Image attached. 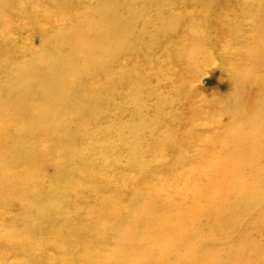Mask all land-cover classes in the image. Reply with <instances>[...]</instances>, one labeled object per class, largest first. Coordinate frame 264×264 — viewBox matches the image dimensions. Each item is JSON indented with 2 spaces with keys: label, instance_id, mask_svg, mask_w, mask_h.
<instances>
[{
  "label": "rangeland",
  "instance_id": "374dc122",
  "mask_svg": "<svg viewBox=\"0 0 264 264\" xmlns=\"http://www.w3.org/2000/svg\"><path fill=\"white\" fill-rule=\"evenodd\" d=\"M150 1L161 0H0V138L7 137L6 143L0 139V153L13 155L12 143L19 140L20 133L17 132L23 131L25 126V136H22L29 149L35 151L28 149L27 153H36L35 159L23 164L24 168L11 169L16 175L21 171L20 175L29 180L28 186L0 189V220L19 203L17 200L24 202L26 196L23 194L27 193L24 188L29 191L24 200L35 203L38 199H49L47 206L51 209L49 207L45 212L59 219L46 231L39 228L35 238L21 248L0 244V264H112L117 250L123 252L122 257L126 260L138 259L137 264H141V258H145L155 246L162 247L165 242V247L174 248L175 239L185 238L190 232L194 236L186 242L189 249L202 252V245L206 249L202 242L221 240L226 241L225 247L206 249L203 261L185 255L180 264L186 260L187 264H203L205 256L206 259L223 256L225 252L222 250L232 244L236 249L245 245L247 253L252 249L250 257L240 259L239 264H264L263 178L253 180L255 183L244 193L235 191L229 197L216 200H221L214 205L216 215H220L212 222L215 226L228 224L221 230L210 232L205 229L203 226H207L208 220L193 222L188 217L182 218L189 210L199 211L213 195H224L222 188L213 187V178L222 176L223 172H234L240 179L243 177L244 172L238 168L240 164L228 163L229 159H237L238 152L229 154V148L244 149L242 158L245 154L252 156L255 153L242 141L264 124V115L254 116L241 130L243 122L237 115L239 108L234 107L232 99L241 74L256 72L258 67L259 73L264 71V0H171L173 11L170 13L168 9L160 17L155 12H158V4L152 5ZM100 2L104 8L109 4L124 6L122 17H127L125 22L135 21L132 38L137 44H124L115 38L107 41L102 47L112 46L115 52L111 51L113 56L102 61V66L96 60L85 61L81 51L75 63L61 60L64 66L67 63L74 66L69 70L70 75L64 78L65 87L72 88L79 76L87 91L76 106H61L60 102L54 101L49 105L46 103L50 110L47 119H56V124H50L52 130L38 115L45 105L43 98H33L31 103L29 100L28 104L19 107L12 102L13 94L5 87L21 80L23 72L19 68L26 67L34 55L44 53V49L49 51V62L57 58L59 53L55 45L61 44L55 39L58 34L83 31L99 22L102 16L96 18L95 13L99 12ZM137 11L143 12V16L137 17ZM147 17L158 23L176 21L178 32H157L155 26L146 27L144 19ZM107 21L111 24L117 22L114 19ZM245 26L249 29H242ZM50 37L55 40L45 42ZM256 47L260 49L256 50ZM64 49L62 55L68 56L70 52ZM110 66L113 67L112 74L108 77ZM29 79L20 83L38 85L36 75ZM261 91L258 89L256 94ZM65 96L71 102L77 99L67 90ZM245 96L244 113L255 115L264 109V93L261 95L262 105L254 101V95L251 98ZM97 101H101L102 111L84 118L87 114H83ZM140 109L144 110V117L137 116ZM71 125L76 127L73 137L67 134ZM35 128L48 132L36 130L33 133ZM127 130H131L128 140L118 143L117 138ZM261 150H264V144ZM249 154L246 157L250 160ZM253 163L254 170L264 169V161ZM50 165L56 169L51 170ZM9 176L12 180L13 175ZM3 179L0 170L1 183ZM6 184L9 183L3 181V188ZM175 193L178 199L171 198ZM250 195L262 197L258 202L259 213H250L249 217L245 216L247 207L241 200ZM169 198L173 200L170 204L166 203ZM234 207L237 209L235 213ZM140 221L144 223L141 227ZM197 222L200 223L195 225ZM149 223L154 230L177 223L184 232L175 235L166 230V226L159 232L163 238L156 239L154 235L153 240L148 241L145 225ZM125 226H130L132 236L121 234ZM257 226L261 228L255 230ZM109 229L111 232L104 234ZM43 237H50V243L38 242ZM134 243L136 247L131 246ZM146 259L148 264L170 260L164 254ZM192 259L196 263L189 262ZM222 259L225 264L238 261L227 256Z\"/></svg>",
  "mask_w": 264,
  "mask_h": 264
},
{
  "label": "bare ground",
  "instance_id": "6f19581e",
  "mask_svg": "<svg viewBox=\"0 0 264 264\" xmlns=\"http://www.w3.org/2000/svg\"><path fill=\"white\" fill-rule=\"evenodd\" d=\"M201 1V0H200ZM210 1V0H209ZM213 1V0H212ZM238 1V0H237ZM140 2V0H139ZM142 2V1H141ZM151 4L153 5H156L158 4V12H156L157 16L160 17L161 15H163V13L166 12V10H170V13L171 11H173V8H174V3L173 1L171 0H161V1H158V2H153V1H150ZM138 3V1H137ZM136 3V4H137ZM172 3V4H171ZM118 4V3H117ZM135 4V5H136ZM203 4V3H202ZM212 4H215V3H212ZM255 4V3H254ZM103 3L100 2L97 9L99 10V14L98 13H95V17L97 18L98 16H102L101 20L98 22H95L93 26L89 27V28H86L84 29L83 31H76V32H73V33H61V34H58L57 36L59 37H55L56 41L58 43H61V44H57L55 45L56 47V51L59 53L57 55V58H54L53 61L49 62L48 58H47V55L49 54V51H47V49H44L42 54H37V55H34V58L31 59L32 61L26 66V67H23L21 66L22 68H19V70H21V72H23L21 74V80H24V79H29L30 77H33V76H37L39 78V82H42V83H37L38 85H34V84H25L24 83H20L21 80H18L15 81V82H12L9 84V86L5 87V89H9L10 90V94L12 93L13 96H12V102L15 104V105H18L19 107L22 106V105H26L28 104V101L30 100V103H31V100H33V98L35 99L36 97H41L43 98L42 100V103L45 102V105H44V108L42 107V109L39 111L38 115L41 119H43L44 121L47 122V124L49 125V127L52 129L51 125L53 124H56L55 121L56 119H54V121L52 120H48L47 119V116L50 115L49 112L50 110H48V107L47 105H49V103L52 101H54L55 103L56 102H60L61 106H64L66 104L68 105H73V106H76L77 104H79V100L81 99L82 96H84L86 93V89L81 85V81L79 79V76L77 78H75V84L72 88H67L65 87V83H64V78L67 76V75H70V69H72L74 66L73 65H69V63H67L65 66L61 63V60H68L69 62H76L81 54H80V51L83 53V56H84V59L85 61H91V60H96L100 65H101V62L108 59L109 56H113L111 51L113 50V48L111 47H107V48H103L102 45L104 43H106L107 41H110L112 40L113 38L117 39V40H120L122 41L124 44H137L133 38H132V34L134 32V29H135V21L134 22H125L124 18L126 19L127 17H122L123 13H122V8L124 6H122V8L118 7L117 5L115 4H109V6H106V8L103 7ZM134 5V4H133ZM148 5V3H147ZM238 7L240 6L239 4H237ZM68 5H65V7L67 8ZM199 7V5H197ZM217 6V4H216ZM145 6H143V9H144ZM197 7V8H198ZM213 7V6H212ZM225 7V6H224ZM120 8V9H119ZM146 8V7H145ZM211 8V7H210ZM221 8V7H220ZM233 8V7H232ZM248 8V7H247ZM102 9H104V11H101ZM147 10V9H146ZM155 10V8H154ZM153 10V11H154ZM194 10V9H193ZM223 10V8H222ZM233 10V9H232ZM241 10V9H240ZM255 10V9H254ZM231 12V11H230ZM241 12V11H240ZM137 17H141L143 16V12H139L137 11ZM173 13V12H172ZM181 13V12H180ZM232 13V12H231ZM234 13V12H233ZM243 14V12H242ZM241 14V15H242ZM246 14V13H245ZM243 14V15H245ZM248 14V13H247ZM153 15V14H152ZM179 15V14H178ZM239 15V14H238ZM135 16V15H134ZM246 16V15H245ZM260 16V15H259ZM122 17V18H121ZM153 17V16H152ZM240 17V15H239ZM243 17V16H242ZM262 17V16H261ZM151 17H147V19H144V25L147 27H152V26H155L158 31L160 30H163L164 33H167V32H171V34H175L178 32V25H177V22L176 21H165V22H162V23H158V22H154V20L152 21L150 19ZM260 18V17H259ZM111 19H114V20H117L116 23H113L111 24L110 22H108L107 20H111ZM141 19V18H140ZM258 19V18H257ZM262 19V18H261ZM243 21V19H242ZM251 21V20H250ZM232 22V21H231ZM253 22V21H252ZM138 23V22H137ZM254 23V22H253ZM264 23V21H263ZM243 25H246L244 24V22L242 23ZM137 25V24H136ZM248 25V24H247ZM84 26V24H83ZM239 26V25H238ZM250 26V25H249ZM148 27V28H149ZM243 27V26H242ZM253 27V26H252ZM245 28H248V27H244L242 29H245ZM255 28V27H254ZM147 29V28H146ZM249 29V28H248ZM252 29V28H251ZM262 29V28H261ZM211 30V29H210ZM209 30V31H210ZM255 30V29H253ZM62 31V30H61ZM152 31V30H151ZM243 31V30H242ZM249 32V31H248ZM143 33V31H142ZM241 33V32H240ZM157 34V33H156ZM144 35V34H143ZM241 35V34H240ZM243 35V34H242ZM155 36V35H154ZM154 39H157V36L154 37ZM223 36V35H222ZM210 38V37H209ZM53 38H47L45 42H52L53 40H55ZM138 39V38H136ZM250 39V38H249ZM48 40V41H47ZM139 40V39H138ZM242 40V39H241ZM260 40V38H259ZM183 41V40H182ZM264 41V40H263ZM114 42V41H113ZM188 42V41H187ZM44 43V42H43ZM46 43V44H48ZM105 45V44H104ZM112 45V44H111ZM139 45V44H138ZM153 45V44H152ZM263 45V44H262ZM133 46V45H132ZM136 46H134L135 48ZM65 48V49H64ZM115 48V47H114ZM120 48V47H119ZM125 48V47H124ZM133 48V47H132ZM62 49L64 50H67V52H70V54L68 56H64L62 55V52L63 51ZM260 49V48H259ZM257 49L256 47V50H259ZM135 50V49H134ZM117 51V50H116ZM130 51H133V50H130ZM18 52V51H17ZM42 52V50H41ZM48 52V53H47ZM52 52V51H51ZM112 52H115V51H112ZM134 52V51H133ZM53 53V52H52ZM117 53V52H116ZM115 53V54H116ZM131 53V52H130ZM16 54V53H15ZM14 54V55H15ZM30 54V52H29ZM33 54V53H32ZM114 54V55H115ZM13 55V56H14ZM20 55V53H19ZM185 55V54H184ZM122 56V55H121ZM110 57V58H111ZM14 58V57H13ZM122 57H120L121 59ZM224 58V57H223ZM224 60V59H223ZM108 61V60H106ZM122 61V60H121ZM241 61V60H240ZM198 63V62H197ZM224 63H225V60H224ZM96 64V63H95ZM253 64V63H252ZM79 65V64H77ZM226 66V64H223V66ZM231 65V64H230ZM255 65V64H254ZM259 65V63H258ZM102 66V65H101ZM197 66V65H196ZM19 67V66H18ZM100 67V66H99ZM98 67V69H100ZM79 68V67H78ZM104 68V67H103ZM112 68L113 67H108V77L109 75L112 74ZM230 68V67H228ZM257 68V67H256ZM259 68V67H258ZM257 68V71L256 72H252V73H243L241 74V77L240 79L237 81V91H236V94L234 95L233 97V105L234 107H238L239 108V114L237 115H240V118H239V121L240 122H243V124L241 125V130H243V126L244 127H247L248 126V123L250 119H253L254 116H258V115H264V109L262 110H259L260 113L259 114H246L244 113V106H245V103L243 101L244 99V96L245 94L246 95H249V97L251 98L253 95H254V98H255V102L258 103V105H262L263 104V99H261V95L262 93H264V71L262 73H259V69ZM89 70H91V68H88ZM93 69V68H92ZM97 69V68H96ZM190 69L192 70V72L194 71L192 69V67H190ZM207 69V68H206ZM221 69V68H220ZM231 69V68H230ZM234 69V68H232ZM247 69V68H245ZM76 70V69H75ZM224 70V68H223ZM251 70V69H250ZM190 71V70H189ZM259 71V72H258ZM105 72V71H103ZM122 72V71H121ZM235 71L232 70V73H234ZM237 72V71H236ZM89 73V72H88ZM191 73V72H190ZM198 72H196L197 74ZM224 73V72H223ZM102 74V73H101ZM114 74V72H113ZM120 74V73H119ZM118 74V75H119ZM122 74V73H121ZM194 74V73H193ZM201 74V73H200ZM227 74V73H225ZM239 74V73H238ZM72 75H74L72 73ZM88 75V74H87ZM195 75V74H194ZM197 76V75H196ZM240 75H238L239 77ZM113 77V76H112ZM115 78V77H113ZM189 78V77H188ZM96 79V78H95ZM238 79V78H237ZM16 80V79H15ZM30 80V79H29ZM83 80V79H82ZM112 81V80H111ZM110 82V81H109ZM192 81L189 82V85L191 84ZM186 83V82H185ZM231 83V82H228V84ZM233 84V82L231 83ZM228 86V85H227ZM94 88V87H93ZM100 88V87H99ZM98 88V89H99ZM107 88V87H106ZM234 88V87H233ZM3 89V90H5ZM141 89V88H140ZM230 89V88H229ZM228 89V90H229ZM260 89L262 90L261 92L257 93L256 94V91ZM65 90L68 91L69 94L71 95H74L77 97V99H75V102H71V100H67V96H65ZM90 90V89H89ZM91 91V90H90ZM231 91V89H230ZM103 92V91H102ZM116 92H118L116 90ZM99 93V92H98ZM108 93V92H106ZM114 93V91H113ZM234 93V92H233ZM102 94V93H101ZM139 94V93H138ZM1 95V94H0ZM140 95V94H139ZM136 94V96H139ZM73 96V97H74ZM230 97V96H229ZM246 97V96H245ZM135 98V97H134ZM137 99V98H136ZM139 99V97H138ZM102 101V99H101ZM101 101H97L96 103H93L94 105L87 111L85 112L83 115L87 114L84 118H87V117H90L91 115L94 114L95 111H99L101 112L102 111V106H100V102ZM48 102V103H47ZM93 102V101H92ZM47 103V105H46ZM104 103V102H102ZM116 104V103H115ZM123 104V103H122ZM228 106V105H227ZM94 107V108H93ZM232 107V108H234ZM11 109V108H10ZM63 108H61L62 110ZM120 109V108H119ZM44 110V111H43ZM60 110V111H61ZM9 112V111H8ZM135 113V111L133 112V114ZM236 113V112H235ZM136 115V114H135ZM140 116V117H144V110L143 109H140L137 113V116ZM38 117V116H37ZM93 117V116H92ZM238 117V116H237ZM237 119V118H236ZM83 120V119H82ZM24 121V120H23ZM87 123V122H86ZM51 124V125H50ZM80 124V123H79ZM84 124V123H83ZM223 125V124H222ZM221 125V126H222ZM75 125H71L69 127V130L67 132L68 136L69 137H73L74 136V133H75V129L76 127H74ZM220 127V126H219ZM26 128L23 127L22 130L23 131H20V132H17V133H20L19 134V140L12 143L13 144V155L10 156V155H7V153H0V170L3 172V181L4 182H7L9 184H6L3 188V181L1 183V187L0 189H4V190H8L10 189L11 187H24V186H28L29 184V180L26 178V180L24 179L23 176L20 175V172H18V174L16 175V172H12L11 169H17L19 167H22L24 168V165H26L27 163H29L30 161H32L33 159H35L36 157L34 156V154L36 153H32V154H28L27 152H29V147L27 146V141L26 139L22 136L24 135L25 136V133L26 131H24ZM48 128V127H47ZM222 128V127H221ZM236 129H239V128H236ZM36 130H40V132H48V131H45V130H42V129H39V128H35L33 129V133L37 132ZM53 130V129H52ZM32 132V131H31ZM10 133V132H9ZM24 133V134H23ZM129 133H131V130H127L124 135L118 137V143H123L124 141L128 140L127 139V136L129 135ZM230 133V132H229ZM226 135V134H225ZM227 137V135L225 136V138ZM230 137V135H229ZM221 138H224V137H221ZM245 138V137H244ZM1 140H4V142L6 143V139L7 137L5 136V139L3 138H0ZM8 139H9V136H8ZM227 139V138H226ZM225 139V141H226ZM231 140V137L229 138ZM228 139V141H230ZM174 140V139H173ZM3 142V143H4ZM242 143H245V147H250V149H253L251 151H254L255 153L252 154V156L249 154V156L251 157V159L249 160V157L247 158L246 156H248V154H245L244 158H242V152L243 150L239 149L238 150V147H233L232 149H228V153H232V152H236V150L238 151L237 152V159L235 161L229 159L227 156L228 154H225L227 155L226 157L229 159L228 160V163L229 164H232V165H235V164H240L238 166V168H240L242 170L243 173V177L240 179L238 174L237 173H234L232 172L231 174L229 173H224L221 175H219V177H216V178H213L211 176H209V178H213L215 179L214 180V186L213 187H216V188H222L224 190V195H213L211 197V199L209 201H206V203L201 207V209L199 211H191L189 210L188 212H186L184 215H183V219L187 218L190 219L191 221L196 222V220H208L207 221V226H203L205 227V229L207 228L208 231L210 232H215V231H218V230H221L223 229V226H226L228 224H225V223H222L221 226H215V224L212 222V219H216V217L220 214H217L216 215V211H215V206L218 205L217 202H220L221 200L219 201H216L218 199H221L223 198V196L225 197H229L231 193L233 192H240V193H244L246 192L248 189H249V186H251L252 184H254L255 182L253 180L255 179H261L263 178V181H264V174H262L264 172V169H257V170H254V164L253 162H257V161H264V150H261V148L263 149V144H264V124L262 125H259L258 128L256 127L255 131H253V133L251 134H248L247 136V140L245 141H242ZM167 144H170V142L168 141ZM239 144V143H238ZM170 146V145H169ZM209 149H210V146H208ZM21 148V149H20ZM216 148V147H215ZM29 149V150H28ZM31 152H35V151H32L30 150ZM259 151V152H258ZM26 152V153H24ZM206 152V151H205ZM227 152V151H226ZM170 153H173V152H170ZM188 153V152H187ZM204 153V152H203ZM207 153V152H206ZM244 153V152H243ZM245 153H247L245 151ZM169 156V155H167ZM166 156V157H167ZM222 157H224L223 155H221ZM171 157V156H170ZM199 157V156H197ZM168 158V157H167ZM166 158V160H167ZM176 158V157H175ZM226 158V160H227ZM242 158V159H241ZM171 160L172 157L170 158ZM201 159V158H200ZM224 159V158H223ZM169 160V158H168ZM167 160V161H168ZM182 160V159H181ZM180 160V161H181ZM249 160V161H248ZM170 161V160H169ZM183 161V160H182ZM172 162V161H171ZM221 162H225V161H221ZM177 163V162H175ZM228 163L224 165H228ZM253 163V164H252ZM24 164V165H23ZM158 164V163H157ZM219 165L222 166V163L220 164L219 162ZM250 165V166H248ZM254 165V166H253ZM51 166V165H50ZM157 166V165H156ZM155 166V167H156ZM160 166V165H158ZM218 166V165H217ZM220 166V167H221ZM48 167V166H47ZM154 167V168H155ZM52 168L51 170L56 169V167H50ZM49 168V169H50ZM58 168V167H57ZM179 168V167H178ZM219 169V167H217ZM231 169V167H228ZM260 168V167H258ZM262 168V167H261ZM264 168V167H263ZM47 169V170H49ZM217 169V170H218ZM135 170V168H133V171ZM215 170V169H214ZM222 170V169H221ZM56 171V170H55ZM263 171V172H261ZM47 172V171H46ZM157 172V171H156ZM207 172V171H206ZM218 172V171H217ZM220 172V171H219ZM227 172V171H226ZM241 172V171H240ZM241 172V173H242ZM49 173V172H48ZM221 173V172H220ZM240 173V174H241ZM23 174V172L21 173ZM50 174V173H49ZM217 174V173H216ZM9 175H13V178L12 180H9L10 179V176ZM47 175V174H46ZM52 175V174H51ZM253 177V178H252ZM48 179V178H47ZM240 179V180H239ZM252 179V181L250 180ZM28 180V181H27ZM247 180V181H246ZM46 181V180H45ZM47 182V181H46ZM54 187V185L52 184V188ZM132 187V186H131ZM210 188V187H208ZM25 189V194H23L24 196L28 197L29 196V191ZM168 195V194H167ZM169 197L171 195H168ZM178 196V195H177ZM176 196V193L174 194V196H172L171 198L173 199L174 197H177ZM26 197H23V201L24 202H20V199L19 197L17 199V201H19V203H17L15 206L12 207L10 213H8L9 211H7L8 214L6 215H3L2 217V220H0V244H2L3 246L4 245H10V246H14L15 248H21L22 246L26 245L28 243V241L32 240L35 238V235L36 233H38L39 231V228H41L43 231H46L48 230L49 228L53 227L56 223V220H59L58 217L56 218H52V216L50 215H47L46 214V210L49 209V207L47 206V204L49 205V199H38L37 202L35 203H32V201H27L24 200L26 199ZM262 197L261 196H257V197H253V196H247L245 198H243L241 200V203L244 204L247 209L245 210L246 211V215L245 216H249L250 213H253L252 215L256 214V213H259V209H258V202H259V199ZM178 199V197L176 198ZM33 200V199H32ZM167 200V199H166ZM170 198L167 200L168 204H170ZM175 200V199H174ZM245 200V201H243ZM173 202V200H171ZM214 202V204H213ZM155 204V203H154ZM174 205V203L172 204ZM215 205V206H214ZM161 206V205H159ZM164 206V205H163ZM170 206V205H169ZM168 206V207H169ZM156 208V207H155ZM51 209V207H50ZM150 212V211H149ZM159 212V211H158ZM191 212V214H190ZM237 212V209L236 207H234V213ZM262 212V211H261ZM150 214H147L146 216H149ZM121 216V215H120ZM125 216V215H124ZM145 216V217H146ZM259 216V215H258ZM250 217V216H249ZM254 217V216H253ZM251 217V218H253ZM194 218V219H193ZM5 220V221H4ZM159 220V219H158ZM142 221H140L139 223V226L141 227L142 224L144 223H141ZM205 222V221H204ZM203 222V223H204ZM245 222V221H244ZM10 225H7L9 224ZM200 222H197L195 223V225L199 224ZM251 223H252V220H251ZM23 225V227H21L20 225ZM133 224V223H132ZM160 224V223H159ZM156 225V223H155ZM183 225V224H181ZM124 226V225H123ZM167 226V229L168 231H173V233L175 235L177 234H182V232L184 231H180V227L177 225V223H171L170 225H166ZM166 226H163L162 225V228L161 229L160 227H158V229H153L152 228V225L151 223H149L148 225H145V227L148 228V235L146 240H153V236L155 235L157 238L156 239H161L163 238V236H161L159 234V232H162L164 230V228ZM67 227V226H66ZM130 226H125V229L122 230V233L124 237H129V236H132L129 232L131 231L129 229ZM241 226H239L238 228H240ZM110 228V227H109ZM202 228V227H201ZM236 228V229H238ZM247 228V227H246ZM261 227H256L255 230L257 229H260ZM103 229V228H102ZM264 231V230H263ZM111 231L110 229L108 231H104V234H109ZM116 232V231H115ZM136 232V231H135ZM157 232V234H156ZM145 233V232H144ZM253 233V232H252ZM251 234V233H250ZM167 235V234H166ZM184 235V234H183ZM187 235V234H186ZM245 235V234H243ZM254 236V234H251ZM145 236V234H144ZM194 236V233L193 232H190V235H187L185 238H182V236L180 237L181 239L177 238L175 239L176 242H174V248H172L171 246H163L161 247L160 245H158L157 247L155 246L154 248H152L149 252L148 255L145 256V258H141V264L143 263H146L148 264L149 261H146L148 259H146L148 256H155V255H165L166 257H168L170 260L169 261H166L164 260L161 264H171L170 262L172 260L175 261V263L173 264H180L182 263V259H184L185 255L186 256H191L195 259H199L200 258L202 259L204 256L203 254H205L206 252V249H210L213 247L215 250L217 248H220L221 246L222 247H225V243L226 241L224 240H221V241H218V242H202L201 245L204 243L205 245V248L203 247L202 245V252H198V251H194L193 249H189L186 245V242L190 240L191 237ZM140 237V236H139ZM146 237V236H145ZM52 238V237H51ZM144 238V237H143ZM243 238V237H242ZM50 239V237H43L41 239H39L38 242H40L41 244H44V243H50L48 240ZM244 239V238H243ZM242 239V240H243ZM52 240V239H51ZM155 240V239H154ZM240 240V239H239ZM59 241V240H58ZM117 241V240H116ZM161 241V240H159ZM236 241V240H235ZM263 241V240H262ZM43 242V243H42ZM228 242V240H227ZM141 244V242H139ZM238 243V242H237ZM236 243V244H237ZM146 244V243H145ZM235 244V245H236ZM40 245V244H39ZM54 245V244H53ZM57 245V244H55ZM127 245V244H126ZM136 243L132 244L131 246H134L136 247ZM215 245V246H214ZM230 245V244H228ZM153 246V245H152ZM217 247V248H215ZM227 246L226 249H223L222 251L225 252L223 254V256H227V257H233L234 259H237L238 261L235 262L236 264H239L240 262V259H247L248 257H250V253L252 252V249H250V253L246 251V246L244 245L243 247H238L237 249L233 246L229 247ZM264 249V248H263ZM114 250V249H112ZM148 250V249H147ZM172 252L171 254H169L167 251ZM204 250V251H203ZM39 251V250H38ZM141 251V250H140ZM122 251H115L114 253V256L116 257V259H114V261L112 262V264H131L132 262H134L133 264H137V262L139 263L138 259L133 261V260H126L124 257H122V254L123 252L121 253ZM204 252V253H203ZM146 253V252H145ZM257 253V252H256ZM260 253V252H258ZM121 254V255H120ZM208 255V254H206ZM223 256H220L219 257L217 256V258H213L211 257L210 258H207L206 259V256H205V260H204V263L203 264H215L216 262L219 263V264H222L223 263V259L222 257ZM129 257V255H128ZM135 259V258H134ZM144 259V260H143ZM179 259V260H177ZM204 259V258H203ZM203 259L201 261H203ZM230 260V259H229ZM231 261V260H230ZM111 262V261H110ZM189 262H192V263H196V261L194 259L190 260ZM152 263V262H151ZM188 261L186 260V263L183 262V264H187ZM226 262H224L223 264H225ZM158 264V263H156ZM202 264V263H200ZM249 264V263H248Z\"/></svg>",
  "mask_w": 264,
  "mask_h": 264
}]
</instances>
